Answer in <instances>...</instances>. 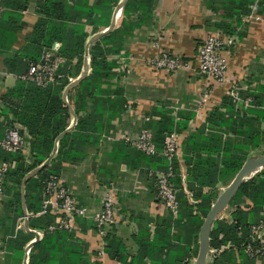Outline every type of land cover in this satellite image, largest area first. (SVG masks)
I'll list each match as a JSON object with an SVG mask.
<instances>
[{
	"label": "crops",
	"instance_id": "0c3cea01",
	"mask_svg": "<svg viewBox=\"0 0 264 264\" xmlns=\"http://www.w3.org/2000/svg\"><path fill=\"white\" fill-rule=\"evenodd\" d=\"M6 1L14 3L15 6L6 11L8 12L6 19L9 21L0 24L6 31L13 23L16 31H13V42L6 45H3L0 35V142L10 130L8 120L11 119V109L18 104V99L9 96L8 91L26 72L24 66L9 69L6 60L11 59L26 45L40 17L39 11L42 7L40 4L44 0ZM66 1L72 2V0ZM94 1L89 0V3L93 4ZM127 1L119 0L114 8L97 14V25L91 20L85 23L88 36L84 41L83 62L75 80L83 73L85 75L69 88L67 100L64 95L69 85L64 89L62 96L69 106L70 113L66 131L76 126L79 115L87 117L97 112L98 109L94 105L81 107L77 111L73 92L92 71L91 47L114 29L122 28L124 21L134 27L131 32L133 36L127 40V47L124 49L122 42L116 43L118 47L116 49L111 44H105L106 47L114 48L113 52L107 53L106 58L115 62L112 70L116 75L111 80L110 86L106 82L101 86L104 89L120 90L119 93L110 96V101L122 98L126 102V107L124 110L117 108L113 118L110 119L111 128L101 124L102 117L98 116L97 124L104 126L105 129L93 132L98 139L96 147L86 152L80 160L62 164L58 176L80 205L86 209V217L79 218L78 233L69 234L64 241L57 242V239L48 241L49 251L44 253L48 254L47 262L36 264H154L159 257L164 260L167 249H164L159 256L156 252L157 248L155 250L149 249V246L145 248L143 246L146 244H140V241L141 238L146 243L157 241L160 246L168 237L174 243H179L180 238L187 237L186 228L181 225L186 222V218H183L179 224L174 222L179 212L172 214L170 230L168 233L165 231L171 213L158 200L156 179L151 175L165 170L164 166L168 165L169 161L162 155L149 156V158H145L142 154L137 155L138 149L129 144L122 135L127 134L136 138L141 129L146 127L147 122L159 119V115L155 113L159 110L169 109L168 114L175 117L176 125L180 127L189 117L184 124L185 127L179 132L181 150L177 158L182 184L175 185L177 192H181L189 203L195 205L198 201L191 190L187 161L195 155L203 154L197 150L204 145L205 137L209 132L210 112L221 105L224 96H232L235 88H238L240 93L242 89L264 84V0H149V12L144 18L139 10L131 9L128 15L125 14L124 5ZM122 2L118 11L117 8ZM210 32L220 34L226 42L222 50L227 64L224 82L215 81L207 75L186 68L168 72L155 69L154 61L164 51L196 62L198 48ZM98 34L101 35L97 36ZM54 44H58L61 50L60 42L55 41L52 45ZM77 61L78 58L75 57L73 62L77 63ZM106 117L109 118V112H106ZM15 127L23 129V133L30 135L23 126L17 124ZM88 127L93 129L94 123H90ZM203 127H207L204 132H202ZM191 134H194L195 144L189 146L186 143ZM59 141L58 138L57 152ZM24 155V161L28 164L32 163L28 159V153ZM5 157L6 152L0 144V165L6 161ZM9 163L13 164V162ZM28 180L25 183L24 196L22 183L19 187L8 184L5 193L0 196V264H29L33 250L37 256L44 257L43 252L35 248L37 243L43 241V232L32 227L29 219L25 225L23 219L27 209ZM111 183L118 187L116 195L118 212L115 222L109 227L106 245L112 242L111 249L116 256L106 251L105 258L97 260L93 253L98 244V228L92 217L101 210L103 199ZM230 183L219 184L220 194ZM233 208L230 201L217 214L215 220L224 219L232 222ZM263 216V212L258 213L257 219ZM189 238L193 239L191 236ZM11 243L14 244V250L10 248ZM198 251L190 258L189 264H196ZM181 252H185L184 247L180 254H177L181 255ZM218 252L220 250L210 247L208 261ZM149 253L153 255L150 257ZM254 264H264V260L256 259Z\"/></svg>",
	"mask_w": 264,
	"mask_h": 264
},
{
	"label": "trees",
	"instance_id": "16d2710c",
	"mask_svg": "<svg viewBox=\"0 0 264 264\" xmlns=\"http://www.w3.org/2000/svg\"><path fill=\"white\" fill-rule=\"evenodd\" d=\"M118 3L119 0H95L93 4H90L89 0L42 1L40 17L26 45L11 59L6 60L9 69L24 66L27 71L30 64L42 59L44 51L55 41L61 43L60 54L65 58V62L59 67L55 81L46 86H40L35 82L19 79L17 84L8 91L9 96L18 99L16 107H11L12 115L8 124L10 129L16 128L15 126L19 124L30 134L28 159L32 163L28 164L24 161L23 151L6 152L4 150L5 160L13 162L6 176L5 187H8V184L21 186L23 178L50 157L55 149L56 140L60 139L55 157L48 165L30 177L26 184L27 209L31 213L30 225L44 234L43 241L35 245L36 250L42 251L44 257L37 256L33 250L29 264L47 262L48 254L44 253L49 251L48 241H56V239L57 242L64 241L69 234H75L62 229L47 230V226L55 218L52 214L35 216L42 205L45 183L51 175H58L64 162L78 161L91 148L96 147L98 139L93 132L105 129L104 126L97 124L98 116L102 117L101 124L111 128L110 119L113 118L117 108L124 110L126 107V102L122 98L110 101V96L119 93L120 90L104 89L101 86L105 82L110 86L111 80L116 75L112 70L115 62L107 60V53L113 52V47L118 48L116 43L122 42L124 49L127 47V40L133 36L131 32L134 27L124 21L122 28L114 29L91 47L92 71L73 92L77 111L81 107L94 105L98 109L97 112L87 117L79 115L76 126L66 131L70 113L69 106L66 105L62 96L64 89L70 83L69 77H76L83 62L84 41L88 36L85 23L91 20L97 25V14L114 8ZM2 4L4 9L0 12V23L9 21L6 19L8 15L6 11L15 6L14 3H8L6 0H2ZM131 9L141 11L144 18L149 12V0H128L124 5L125 14L128 15ZM0 29L3 45L12 43L13 31H16L15 25L11 23L9 29L4 31L0 24ZM105 44H111L113 47H106ZM75 57L78 58L77 63L73 62ZM239 95L242 100L238 107L235 106L237 100L227 95L223 97L221 105L210 112L209 132L205 137L204 145L197 150L203 154L195 155L187 161L188 179L191 181L193 196L198 202L193 205L189 203L185 195L178 192L180 207L174 221L179 224L183 218H186V222L181 225L186 228L187 237L184 239L179 237V243H174L168 237L160 246L157 241L146 243L142 241V238L141 241L139 240L140 244H146L143 246L145 248L146 246H149L151 250L157 248L156 252L159 256L164 249H167L166 258L163 260L159 257L154 264H189L190 258L198 251V235L204 218L221 192L218 188L219 184H229L252 152L264 155V84L255 88L242 89ZM248 99L250 105L247 106ZM106 112H109V118H105ZM168 112L170 113L169 109L156 111L159 119H152L146 124V127L152 130L155 143L160 149L163 147L167 134L174 130L182 131L189 119L187 117L180 127L176 125L175 117L170 116ZM90 123H94L93 129L88 127ZM206 128L203 127L202 132ZM20 131L23 133V129ZM193 144L195 139L194 134H191L187 138L186 145ZM138 151L140 153L138 152L137 155L142 154L145 158L154 156L140 149ZM164 168L163 171L169 169L174 171V184H182L178 158ZM18 196L20 197V194ZM231 206L234 207L231 212L232 222L217 219L212 226L209 245L220 252L212 256L208 264H254L256 259H263L261 256L248 254L246 247L249 244H256L251 238V224L264 220V216L257 219L258 213L264 214V168L239 186L231 200ZM170 218L165 228L167 233L172 224V214ZM109 239H111L110 236ZM13 243L10 244V248L14 250ZM183 247L185 252L178 255ZM111 248L110 241L109 245H106V251L116 256ZM152 255L149 253L150 257Z\"/></svg>",
	"mask_w": 264,
	"mask_h": 264
},
{
	"label": "built area",
	"instance_id": "2783aa9c",
	"mask_svg": "<svg viewBox=\"0 0 264 264\" xmlns=\"http://www.w3.org/2000/svg\"><path fill=\"white\" fill-rule=\"evenodd\" d=\"M3 9L4 6L2 0H0V12ZM225 43V40L220 34L210 32L198 48V53L195 58L196 62L169 51H164L155 59L154 67L157 70L167 72L182 68L191 69L201 75H207L215 81L224 82L227 64L222 50L225 47ZM64 62L65 58L60 54L58 44H54L44 51L40 61L29 65L27 71L21 78L35 82L40 86H46L50 82L55 81L58 77L59 67ZM69 81L71 83L75 81V78L69 77ZM237 91L239 92L238 88ZM238 92L232 93V96H238ZM108 137L111 138L109 135ZM122 137L137 149L149 155L164 156L169 163H172L180 155L181 144L179 141V132L176 130L167 134L161 149L155 143L152 130L147 127H143L136 138L127 134L122 135ZM0 144L6 152L23 151L24 153H29L30 135L22 133L18 128H12L7 132ZM9 167L10 163L7 160L3 161L0 165V196L5 193V180ZM261 170L262 168L252 174L251 177ZM151 175L156 179L158 200L171 214H177L180 202L178 200L177 188L173 183L174 171L172 169L157 171L151 173ZM117 192L118 187L114 183H111L103 199L101 210L96 212L92 217L98 228V244L95 253H93L97 260H102L106 256V237L108 230L117 218ZM47 214H52L55 217L54 221L47 226V230L49 231L62 229L78 233L80 231L78 219L80 217H86V209L80 205V202L58 175H51L45 183L42 205L35 216H44ZM30 216L31 213L28 212V216L25 215L23 219L26 220L27 217L29 219ZM22 223L20 226H22ZM251 234V238L256 244H249L246 247V251L250 255L261 256L264 260V220L251 224Z\"/></svg>",
	"mask_w": 264,
	"mask_h": 264
},
{
	"label": "water",
	"instance_id": "95a60500",
	"mask_svg": "<svg viewBox=\"0 0 264 264\" xmlns=\"http://www.w3.org/2000/svg\"><path fill=\"white\" fill-rule=\"evenodd\" d=\"M123 2L117 8L118 11L120 10ZM99 35H101V34H98L97 36H99ZM84 75H85V73H83V75L81 77H79V79H76L75 81H73L69 84V87H68V89H66L65 95H64L66 100H67V96H68L67 93H68L69 88L73 87L76 83H78L84 77ZM56 152H57V146L55 147L53 153L46 160V162L44 164L37 167L32 172H30L28 175H26V177L24 178V180L22 182L23 196L25 193L26 180L29 179L30 177H32L41 168H43L44 166L49 164V162L52 160V158L54 157ZM261 168L262 169L264 168V156L263 155H259L258 157L248 158L244 162L241 169L236 174V176L234 177V179L232 180L230 185L227 188H225L222 191V193L219 195V198L216 200L214 206L212 207L210 213L208 214V216H207V218H206V220H205V222L201 228V231H200V247H199L198 255L196 258V264H208V251L210 249V245H209L210 232H211V229H212V226H213V223L215 221L217 214L221 211V209L223 207H225L227 204H229V202L231 201V199L233 198V196L237 192L239 186L243 182L247 181L249 179V177H251L252 174L256 173ZM25 215L28 216L27 209H25ZM27 221H28V217L25 220V225H27Z\"/></svg>",
	"mask_w": 264,
	"mask_h": 264
},
{
	"label": "rangeland",
	"instance_id": "374dc122",
	"mask_svg": "<svg viewBox=\"0 0 264 264\" xmlns=\"http://www.w3.org/2000/svg\"><path fill=\"white\" fill-rule=\"evenodd\" d=\"M238 91H237V88H235L233 91H232V93H237ZM239 93V92H238ZM233 97L237 100V103H235V106L236 107H238L239 105V102L242 100L241 98H240V95H238V96H236V95H233ZM246 105L248 106V105H250V101H249V99L247 100V102H246ZM259 155H261V154H258V153H256V152H252V154H251V158L252 157H258ZM249 157V158H250ZM224 190V188L222 189V191ZM208 262H210V260L208 261Z\"/></svg>",
	"mask_w": 264,
	"mask_h": 264
}]
</instances>
